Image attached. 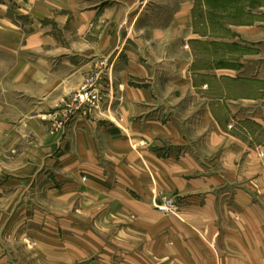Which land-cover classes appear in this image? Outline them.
I'll use <instances>...</instances> for the list:
<instances>
[{"label": "crops", "instance_id": "obj_1", "mask_svg": "<svg viewBox=\"0 0 264 264\" xmlns=\"http://www.w3.org/2000/svg\"><path fill=\"white\" fill-rule=\"evenodd\" d=\"M213 1L0 0V264H264V89Z\"/></svg>", "mask_w": 264, "mask_h": 264}, {"label": "rangeland", "instance_id": "obj_2", "mask_svg": "<svg viewBox=\"0 0 264 264\" xmlns=\"http://www.w3.org/2000/svg\"><path fill=\"white\" fill-rule=\"evenodd\" d=\"M263 3H264L263 0H257L255 3L253 1L250 2V0H225V2L222 4L221 3L217 4V2L213 1L211 2L212 5H210L211 7L209 11L210 14L213 15V19H214L213 22H210V28L213 30L212 32H214V34L219 33V35L220 34L223 35V37H219V38H223L226 42L225 48L222 49L223 53L222 54L219 53L218 55L219 59H221L222 56L226 61L243 59L245 61L255 62L253 67L251 66L245 69H238V70H240L241 72L243 71L244 73H250L251 76L256 77V82H257L256 86L258 90L260 88L264 89V19L258 20L259 29L257 32L258 35L255 42L254 41L250 42L249 37L246 33L239 32L242 31L239 30V27L240 26L244 27L243 25H247L250 22V19L252 18L250 9L257 7V9L259 10L260 7L262 8L264 7ZM196 11L199 12V8ZM217 18H219L218 25L216 24ZM197 24L199 25V21L197 22ZM217 27L218 29H216ZM214 38L216 37L214 36ZM240 40L245 41V43H247L245 48L238 49L237 47L235 48L234 45H231L232 43ZM229 41H231L232 43L231 44L228 43ZM248 42L251 45L255 46V48L253 49L256 50V52L249 51L248 46H250V44ZM73 108L76 110L75 105H73ZM90 108L91 106L87 108L84 107L85 110H90ZM99 108H94V109H99ZM69 119L70 117L69 118L66 117L64 120L59 121L58 127L63 129L65 126H67L68 122L66 121H68ZM60 123L63 124L60 125ZM165 197H172V196H164L161 199V201ZM158 204H157V208H158Z\"/></svg>", "mask_w": 264, "mask_h": 264}, {"label": "built area", "instance_id": "obj_3", "mask_svg": "<svg viewBox=\"0 0 264 264\" xmlns=\"http://www.w3.org/2000/svg\"><path fill=\"white\" fill-rule=\"evenodd\" d=\"M95 78H90L86 85L77 92L74 96V103L76 109L87 108L90 109L99 108L102 102L99 90L95 86ZM63 123H60V125ZM158 209L167 214H176L178 210V204L173 197H165L159 204Z\"/></svg>", "mask_w": 264, "mask_h": 264}]
</instances>
